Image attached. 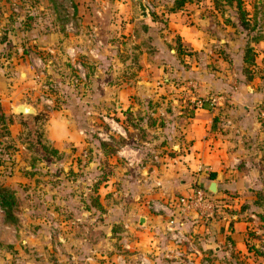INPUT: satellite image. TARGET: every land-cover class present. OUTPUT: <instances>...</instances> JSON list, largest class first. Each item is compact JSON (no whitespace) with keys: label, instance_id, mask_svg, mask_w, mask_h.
<instances>
[{"label":"crops","instance_id":"0c3cea01","mask_svg":"<svg viewBox=\"0 0 264 264\" xmlns=\"http://www.w3.org/2000/svg\"><path fill=\"white\" fill-rule=\"evenodd\" d=\"M71 1L75 32L67 35L61 31L59 18L60 14L63 18V13L57 0H27L25 8L19 6V0H0V82L6 80L4 93L0 91V111L22 120L36 115L37 109L26 99L14 102L18 89L10 79L21 66L18 75L24 77L20 79L19 96L24 97L22 92L29 88L31 78L27 58L30 49L73 48L76 53L85 54L89 68L86 66L84 96L78 105H84L88 111L96 106L101 113L115 116L105 121L107 127L116 128V133H105L100 139L101 143L110 142L112 151L94 152L108 160L113 158L109 162L114 163L115 176L108 177L104 182L107 185L102 186L109 188L114 183L112 195L117 201L112 207H106L104 200L100 202L106 213L114 214L119 242L124 241L123 235H128L127 241L135 247V251H129L128 261L116 254L112 260L123 264H155L154 260H158L156 264H175L163 260L176 256L178 251L164 233L163 216L150 213L147 202L188 194L194 185L208 190L210 182L215 183L211 193L222 196V202H241L227 193L239 192L255 174L253 170L239 172L238 164L245 160L248 143L251 145L256 139V106L264 107V27L259 30L258 39L248 43L255 53L248 65L242 60L244 32L222 18L213 0H184L179 5L176 0H153L152 5L146 0ZM138 1L145 6V18L139 17ZM150 14L164 15V22L160 21L164 24V36L158 41L154 29L158 22H152ZM120 33L125 35L123 40L132 44L131 65L126 56L117 54L125 44L117 49L111 41L114 34ZM142 34L147 41L140 39ZM176 43L187 54H177ZM183 79H194L197 95L212 96L215 104L179 105L178 102L188 101L181 96L192 93L175 87L174 82ZM75 85L79 87L78 83ZM140 89L145 91L142 95L152 100L159 98L169 105H137L135 99L141 94ZM109 100H117L116 105H108ZM21 103L30 105L34 113H16L15 107ZM8 105H13L11 111ZM75 113L53 110L47 117L43 136L53 148L66 145L78 154L86 146L83 130L91 127L95 119L84 116L82 129ZM127 113L129 119L125 118ZM142 114H147L149 123L136 118ZM138 129L147 136H140ZM90 166L89 162L88 170ZM209 173L213 179H209ZM84 220L91 222L88 215ZM182 220V231L188 238H196L195 245L213 244L215 255L221 251L228 254L232 249L242 256L249 254L243 220L229 215L199 218L194 212ZM105 221L98 222L99 233L107 235ZM97 225L84 226V233L93 235ZM69 239V260L73 263L92 264L98 256L104 261L95 263L107 264L105 250L98 248L107 242L106 238L93 242L87 237L82 244L74 233ZM55 240L60 249L62 239ZM141 256L144 263H140ZM129 258L139 262H130ZM260 263L264 264V260Z\"/></svg>","mask_w":264,"mask_h":264},{"label":"rangeland","instance_id":"374dc122","mask_svg":"<svg viewBox=\"0 0 264 264\" xmlns=\"http://www.w3.org/2000/svg\"><path fill=\"white\" fill-rule=\"evenodd\" d=\"M146 1L149 5L154 3L153 0ZM24 2L26 4L27 0ZM234 3L232 0L228 6L223 4L225 7L219 4L221 7L218 5L217 12L220 13L221 11L222 18L224 17L226 21L233 23V27L237 25V29L242 30V33L244 32L245 43L243 44L245 45L250 40L258 38L259 30L262 26L264 27V0H240L244 17L246 15L245 18L248 19L247 26L240 25V12L237 11ZM149 16L152 21L158 22L154 28L157 35L156 41H158V38L164 36L161 31L164 27L162 26L164 25L162 24L164 15L150 14ZM59 19L61 31L67 35H72L75 32L74 14L72 31H66L63 28L64 17L62 18L61 14ZM251 26H253L252 29H249ZM138 31L142 32L141 30ZM234 33L236 34L235 31ZM124 38V34H114L111 41L117 49L122 48V43L125 44L123 50H118L117 54L120 57L126 56L129 65H131L132 44L130 41L123 40ZM140 39L144 42L147 41L143 34ZM27 58L31 78L30 84H28L29 88L22 92L23 95L25 94L24 97L19 96L21 92L20 79L24 77L18 75L21 66L14 71L15 73L13 72L10 79L11 83L16 85L18 89L17 94H14V102L26 99L37 109V119H32V117L23 120L19 117L11 118V114L4 115L0 111V118L5 120V124L0 123V185L7 187L13 194L14 204L11 212L16 219L6 222L0 208V262L2 264H75L73 263L74 260H69L71 248L69 237L74 233L78 235L82 244L83 239L87 237L93 242L97 241L98 238L101 239V237L106 238L107 242H103L102 246L97 247L99 250L102 248L105 250L107 264L116 263L115 260H112L113 254L115 257L118 255L126 260L130 255L129 251H135L134 245L130 246L129 240L127 241L128 235H123L124 241L119 242L120 231L117 230L118 226L113 218L114 214L112 212L106 213L107 209L104 210V208L102 211L98 210L91 201L97 197L101 201L104 200L106 207H112L113 204H116L117 199L112 195L113 189H115L114 183H111L109 188L102 186L105 177L107 180L108 177L115 176V170L112 166L114 163L109 162L113 158L109 157L108 160L94 152V150L106 152L112 149L110 142H105L102 146L100 139L104 137L105 133L107 135L115 134L116 128L107 127L105 121V118H115L114 114L109 116L106 112L101 113L96 106L88 111L84 105H78V101H82L84 96L82 87L85 81L86 66L88 67L87 56L80 51L76 53L73 48H58L57 51L32 48ZM76 64H79L80 67L77 68ZM5 81L0 82V91L3 93ZM187 82L196 84L194 79L174 82L176 83L175 87L180 86L186 92L187 90L192 92H188L190 96L180 97V99L186 97L190 102H178L179 105L215 104L213 100L215 98L212 99V96L199 97L196 87L187 89ZM75 83H78L79 87ZM140 93L135 99L137 105H169L160 101L159 98L152 100V98L144 96L145 91L142 89H140ZM191 97H194L193 100H190ZM175 99L178 100L179 98L175 96ZM197 99L201 101L198 102ZM109 101L108 105H116L117 100ZM96 103L98 105L99 100ZM12 106L8 105L10 111ZM256 107V118L259 123L256 139L251 145L248 143L245 160L238 164L239 172L248 173L253 170L255 174L252 179L245 182V187L239 192L230 191L229 197L237 200L240 198L241 202L233 204L231 199L230 202H225L223 206L217 204V214L215 215H229L230 218L234 217L246 222L244 233L248 237V244L264 251V107L261 105ZM53 110L62 112L69 110L72 114L76 112L75 120L82 129L85 128L84 116L90 117L92 120L95 119V122L90 125L91 127L87 126L86 130H83L87 144L81 147V152L78 154L73 147L64 145L56 149L45 140L43 124ZM61 114L63 115V113ZM142 115L144 116L140 115L141 117L138 116L137 119L145 121L147 114ZM138 130L140 136L146 134L141 129ZM114 141L118 142L119 140ZM42 146L46 149H43ZM243 148L245 150V145ZM116 161L118 162V160ZM89 162L91 163L90 170L87 169ZM85 172L86 174H84ZM96 182H98L97 189L93 190L92 186ZM247 187H251V189L248 190ZM86 215L91 219L90 223L85 222ZM103 219H106L103 225L107 228V235L99 233L98 222L103 221ZM90 225L98 226L91 236L84 233V226L90 228ZM60 238L62 239L60 243L63 246L59 249L55 239L59 240ZM195 240L196 238L190 236L187 241L180 244L172 242L178 253L174 257H163V260L175 264H262L260 262L264 260L263 257L253 252L242 256L234 249L228 254H222L223 251H221L215 255L213 244L195 245ZM126 241L127 247L125 246ZM61 256L64 259L57 262V258ZM141 257L144 261V257ZM247 257L250 258V261L246 259ZM135 259L132 258L129 261L132 262ZM159 259L161 260V258ZM94 261H104V259L101 260L97 256L92 262V264H97ZM157 261L154 260V263L156 264ZM137 262L139 261L136 259L135 263ZM162 264L164 263L162 262Z\"/></svg>","mask_w":264,"mask_h":264},{"label":"built area","instance_id":"2783aa9c","mask_svg":"<svg viewBox=\"0 0 264 264\" xmlns=\"http://www.w3.org/2000/svg\"><path fill=\"white\" fill-rule=\"evenodd\" d=\"M57 1L61 5L63 17L65 19L64 29L66 31H72V17L74 12L72 2L71 0ZM12 9L16 11V5L13 4ZM76 67L79 68V64H76ZM186 87L187 89L195 88L196 84L194 82H187ZM200 101L201 100L198 99V102ZM110 128H112V126H110ZM147 209L154 215L163 216L164 233L174 244H180L181 242L188 240V237L185 235V232L182 231L181 226L182 219H185L191 212H194L199 218L205 217L211 219L214 216L213 199L208 194L207 189L200 185L192 187L188 194L178 195L161 201L149 200L147 202ZM125 246H128L126 242ZM140 263H144L142 257Z\"/></svg>","mask_w":264,"mask_h":264},{"label":"trees","instance_id":"16d2710c","mask_svg":"<svg viewBox=\"0 0 264 264\" xmlns=\"http://www.w3.org/2000/svg\"><path fill=\"white\" fill-rule=\"evenodd\" d=\"M24 1L25 0H19V6L25 8L24 7V5H25V2ZM183 1L184 0H176L175 3L177 5H179ZM231 1L232 0H213V4L215 5V9H218V5L219 4H221V6H224L223 4H226L228 6V5H230ZM234 2H235L234 4L236 6L237 11H239L240 12V15H241V16L239 15L240 25L247 26L248 25V19L245 18L246 15L244 17V12H243V10L240 7V4H241L240 3V0H234ZM220 14H221V11H220ZM252 27L253 26H251L249 29H252ZM257 39L258 38H254L253 41H256ZM174 48H175L176 53L179 54V55L187 54V53L184 52V50L181 48L180 44H178V43H176V45H175ZM254 54H255L254 51L252 50V48L248 44H245L243 46V57H242V60H243V62L245 64H248V65L249 64H252V61L254 59V57H253ZM246 70H247L246 67H244V72L247 74ZM125 118L126 119H129L130 118V114L127 113V115H125ZM32 119H37V115L32 116ZM0 121H1L0 123L5 124V120L2 119V117L0 118ZM148 121H149V118L146 117L145 123H149ZM7 134H8V131H7ZM100 144L102 146H104V143H100ZM42 148L43 149H46L44 146H42ZM111 151H112V149H109L107 152H111ZM208 177H209V179H213V174L212 173H209L208 174ZM103 181L106 182V177H105V180L103 179ZM97 184H98V182L94 183V185L92 186L93 187V190H96L97 189L96 188V185ZM103 184L105 185V183H103ZM207 192H208V194L213 199V213H214V216H215V214H217V212H216V206H217V204H221V206H223V204L225 203V202H222L224 198L222 196L216 197V196H214L213 193H210L208 190H207ZM227 194L229 195V193H227ZM91 201H92V205L95 206L98 210H100V211L103 210V207L101 205V202H100V200L97 197H95ZM226 203H227V200H226ZM13 204H14V197H13L12 192H10L7 187H4V186H1L0 185V208L3 211V218H4V220L6 222H8L9 220L10 221L16 220L15 219V216L11 212V208H12V205ZM245 246H246L247 252H253L254 254L259 255V256H261V257L264 258V251L263 250L256 249L252 245H249L248 244V237H247V235L245 237Z\"/></svg>","mask_w":264,"mask_h":264},{"label":"water","instance_id":"95a60500","mask_svg":"<svg viewBox=\"0 0 264 264\" xmlns=\"http://www.w3.org/2000/svg\"><path fill=\"white\" fill-rule=\"evenodd\" d=\"M138 9L140 12L139 17L145 18L147 16V14H146L145 6L143 5V3L141 1H138ZM15 111L18 114H33L34 113V109L26 103H21V104L17 105L15 107ZM208 190L210 192L215 191V183L214 182H210V184L208 186Z\"/></svg>","mask_w":264,"mask_h":264}]
</instances>
